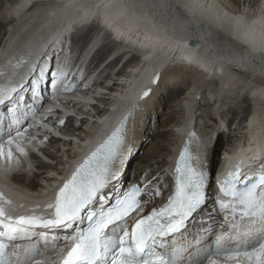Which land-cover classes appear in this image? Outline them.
Instances as JSON below:
<instances>
[{"label": "bare ground", "instance_id": "obj_1", "mask_svg": "<svg viewBox=\"0 0 264 264\" xmlns=\"http://www.w3.org/2000/svg\"><path fill=\"white\" fill-rule=\"evenodd\" d=\"M73 4L79 7L69 16L58 14L60 9L54 7ZM3 13L6 20L0 22V33L3 27L2 36L8 32L9 36L0 37V44L5 43L0 47L1 79L11 76L23 61H35L39 49L44 50V59V53L52 49L49 46L62 35L64 51L60 52L57 41V53H51L53 68L57 54L64 60L71 35L68 84L78 75L89 73L75 86L97 76L84 89L69 87L61 92L78 100L80 107L60 104L88 114L93 119L87 126L90 132L115 115L121 102L131 104L129 98L138 95L133 91L137 83L149 81L161 70L125 126L131 155L110 197L127 183L159 176L164 196L150 201L145 211L162 201L174 188L179 151L168 162L174 154L170 152L183 140L180 150L193 157L191 163L195 166L199 157L210 170L212 187L202 215L207 218L209 210L216 213V224L217 180H223L235 164L246 170V154L258 152L256 160L264 164V0H12ZM20 70L27 73L23 67ZM100 103L104 107L98 109L100 117L95 120L92 112ZM184 126L193 127L199 142L187 137L189 132L178 135ZM226 129L223 147L240 150L216 166V142ZM81 134L75 132L80 141ZM195 144L201 146L195 148ZM59 151L55 148L47 156L53 160ZM14 178L23 180L19 175Z\"/></svg>", "mask_w": 264, "mask_h": 264}, {"label": "snow or ice", "instance_id": "obj_2", "mask_svg": "<svg viewBox=\"0 0 264 264\" xmlns=\"http://www.w3.org/2000/svg\"><path fill=\"white\" fill-rule=\"evenodd\" d=\"M54 7L60 9L58 14L69 16L79 6ZM57 41L63 52L62 35L49 47ZM71 43L70 35L68 52L63 61L56 55L54 70L41 66L38 60L31 75L22 78V82L14 84L7 77L0 84V175L5 182L13 169L26 163L29 170L33 168L26 145L33 143L35 148L34 138L25 134L23 125L13 124L19 125L21 119L26 123L28 110L36 119L37 99L42 106V93L37 96L41 81L50 85L53 97L57 92L70 90L64 81L69 79ZM27 92L32 93V103L21 95ZM52 111L50 108L48 114ZM46 119L47 116L41 117L40 122ZM127 119L74 168L69 178L52 189L42 214H36L35 209L30 215L14 214L12 199L0 189V264H220L221 255L235 257V264H264V164L256 175L241 178L240 168L235 166L223 180H217L220 195L215 204L225 213V221L231 214L232 224L225 228L222 223L223 234L213 240L216 213L209 210L206 219L202 215L209 203L211 173L199 157L194 166L187 150L180 154L174 188L161 207L153 206L145 212L150 201L164 196L159 176H145L127 191L117 193L112 202L110 189L119 182L131 154L125 135ZM6 123L9 130L4 132ZM59 123L64 125L65 120L60 119ZM3 136L7 137L6 152ZM237 215L247 220L243 228L236 223ZM198 216L199 224H190ZM190 227L197 231L190 232ZM225 236L235 246L224 248Z\"/></svg>", "mask_w": 264, "mask_h": 264}, {"label": "rangeland", "instance_id": "obj_3", "mask_svg": "<svg viewBox=\"0 0 264 264\" xmlns=\"http://www.w3.org/2000/svg\"><path fill=\"white\" fill-rule=\"evenodd\" d=\"M11 1L12 0H0V22L1 21H5L6 19V17H5V15H4V13H3V11L5 10V5L7 6L8 4H10L11 3ZM1 33H0V37H3L2 36V33H3V27H1ZM9 36V32H8V35H4V37L7 39V37ZM5 40V39H4ZM90 58V57H89ZM89 58L87 59V61L89 60ZM86 61V62H87ZM103 75V74H102ZM103 79V78H102ZM105 103V102H104ZM242 114H244V113H242ZM227 132H228V129H226V131H225V134H223L222 133V137L221 136H219V138H218V141L216 142V145H217V143L219 144L218 145V149H216L215 150V153L217 154V157H216V160L214 161L215 162V165L216 166H219L221 163H219L220 161H222V160H224L226 157H227V160H226V162H228V160H231V158H232V156H233V154L234 153H238L239 152V150H240V147H239V150H237L236 152H233V151H227V152H225V157H221V155L223 154V152H221V149L222 148H220V146L222 147V146H224L225 144H227V141H226V139H227ZM231 132H232V130H231ZM221 133V132H220ZM233 138V137H232ZM245 138V137H244ZM243 138V139H244ZM249 137H246L245 138V141L248 139ZM222 139V140H221ZM242 139V140H243ZM242 140L239 142V143H241L242 142ZM151 141V140H150ZM197 141L199 142V140L197 139L195 142L197 143ZM239 141V140H238ZM186 141H183V140H181V142H180V144H178V145H176L173 149H172V151L170 152V154L172 153V152H174V154L173 155H171L170 157H169V161L168 162H171V160H173L174 159V157H175V153H177L178 151H180V149H181V147L184 145V143H185ZM196 146H194L195 148L197 147V146H201V144L200 145H198V144H195ZM228 145H226V147H227ZM219 149H220V151H219ZM205 150H207V149H205ZM204 150V151H205ZM208 150L210 151L211 149L208 147ZM131 155V154H130ZM219 157V158H218Z\"/></svg>", "mask_w": 264, "mask_h": 264}]
</instances>
